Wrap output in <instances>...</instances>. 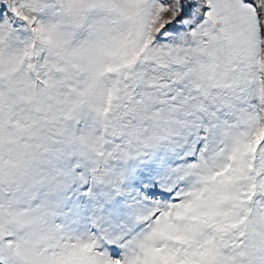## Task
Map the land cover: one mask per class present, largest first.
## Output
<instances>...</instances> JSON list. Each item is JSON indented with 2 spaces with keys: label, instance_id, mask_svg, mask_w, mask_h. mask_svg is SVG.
<instances>
[{
  "label": "snow or ice",
  "instance_id": "1",
  "mask_svg": "<svg viewBox=\"0 0 264 264\" xmlns=\"http://www.w3.org/2000/svg\"><path fill=\"white\" fill-rule=\"evenodd\" d=\"M0 264H264V0H0Z\"/></svg>",
  "mask_w": 264,
  "mask_h": 264
}]
</instances>
